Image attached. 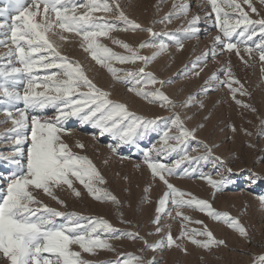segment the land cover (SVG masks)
I'll return each mask as SVG.
<instances>
[{
    "label": "rangeland",
    "instance_id": "obj_1",
    "mask_svg": "<svg viewBox=\"0 0 264 264\" xmlns=\"http://www.w3.org/2000/svg\"><path fill=\"white\" fill-rule=\"evenodd\" d=\"M74 2L86 6L89 0ZM102 2L109 3L113 11L94 12V19L116 25L118 28L126 27L124 22L118 19L116 6L119 5V11H122L128 20L139 24L143 29L151 28L156 35L139 30L113 31L108 37L99 38L98 43L117 55H130L113 42L121 41L137 49L139 55L148 57L157 52L158 48L141 49L140 44L147 42L158 45L163 42L168 45L167 49L145 68V72H150L157 80L164 81L163 86L159 83L147 86L143 82L136 84L135 80L125 75L129 71L138 72L144 67L142 61L135 64L111 61V66L118 70V78H114L105 67L92 59L89 51H85L84 41L80 36L57 29V35L50 33L49 38L55 43L61 56L78 62L88 79L98 89L109 93L108 99L126 105L127 110L135 116L155 123L148 126L147 130L144 126L137 125L130 133L128 143L121 140L122 132L114 136L110 132H102L100 128L93 127L91 123L81 122L77 117L67 119L63 125L67 131L60 133L62 141L69 146L73 154L87 157L92 162L105 181L104 184L96 183L95 187L101 189L102 193H110L118 203L94 199L75 177L70 179L73 188L81 193L79 197L67 186L54 189V194L63 201V205L40 190H33L34 195L43 204L57 211L76 213L90 219H102L118 230L117 235H137L136 239H109L112 250H98L95 255L84 253L74 245L73 250L81 251V258L89 264H116L117 261L122 264L129 256L140 257L142 264L152 261L155 264H254L255 257L264 255V205L258 199L264 196V62L260 60L259 49L255 47L261 40L259 30L257 29V35L246 43H237L241 38L235 35L232 37L231 42L237 43L239 48L238 56L235 49L229 52L222 44L216 43V36L226 38H223L216 25V14L208 0ZM5 3L6 0H0V7H4ZM217 3L230 17L239 15L238 11L226 6L225 0H217ZM235 3L248 13L249 19H264V3H261V0H251L259 15L253 13L244 0H235ZM25 4L32 11L36 10L33 0H25ZM182 5L189 7L186 15L180 11ZM40 11L43 13L42 5ZM86 11L87 7H78L76 14L82 15ZM170 14L171 19H165ZM50 15L54 19V13ZM197 16L200 19L195 27L199 31L189 37L185 30ZM0 23H4L3 17H0ZM7 23H11L10 18ZM5 32L6 28L0 29V39L5 40V44H10V33L6 36ZM61 34L66 37V41L59 39ZM170 35L179 39L183 47L179 48L175 40L169 39ZM246 47L253 49L251 54L245 51ZM8 51V47L0 46V67L10 66L9 59L16 67H20L15 57L6 55ZM55 71L58 70L37 67L33 75L42 79L45 74ZM213 76L216 79H212ZM39 82L38 79L36 83ZM229 84L232 89H237L235 93L229 88ZM24 87L25 85H19L17 90L23 94ZM129 88L143 89L145 92L160 91L173 103L163 107L158 100L150 103L137 96L134 91H129ZM34 91L42 92L44 89L39 87ZM80 91L87 92L88 89L81 88ZM241 92L246 94L241 95ZM0 100H4V97L0 96ZM236 101H240V104ZM23 108L22 102H17L10 109L7 104L0 103V155L4 157L0 159V188L5 190L7 178L15 169V165L8 163V158L16 147L11 139L15 133L10 131L14 125L6 111L10 110L12 117L19 119V111ZM27 114L29 136L33 115L50 120H54L58 115L53 107L30 109ZM177 116L184 128L194 132V137L181 141L167 139L165 142V133L167 137L179 136V129L172 123ZM128 123V120H124L119 127L126 131ZM29 143L30 141L25 143V149ZM77 143L83 144L84 147H77ZM148 163L163 164L172 169L173 175H168L167 172L163 175L177 190L191 194L185 196V200L195 197L207 201L213 211L226 213L237 220L247 230L248 236L241 237L223 221L214 220L198 209H177L171 196L163 211L157 213L159 201L170 190L158 175H153ZM185 170L188 175L184 174ZM253 174L259 177L256 184H251L249 180ZM209 178L214 182L229 178L233 182L217 191L208 183ZM177 211L190 217V221L177 216ZM57 222L61 223L63 220L58 218ZM205 228L212 232L216 240L225 241V245L204 250L190 243L187 237L181 238L184 231H203ZM169 234L179 247L166 246ZM101 238H107V234ZM195 238L201 241L206 239L204 236ZM182 240L187 242L186 246H182ZM162 241L165 243L164 247L152 250L147 246L158 245ZM0 264H10L2 253Z\"/></svg>",
    "mask_w": 264,
    "mask_h": 264
},
{
    "label": "snow or ice",
    "instance_id": "obj_2",
    "mask_svg": "<svg viewBox=\"0 0 264 264\" xmlns=\"http://www.w3.org/2000/svg\"><path fill=\"white\" fill-rule=\"evenodd\" d=\"M208 3L216 14L217 27L222 32L223 38H226L222 39L218 35L215 37L216 43L222 44L229 52L235 49L239 56L237 43H246L251 40L253 36L257 35L258 29L261 40L255 47L259 49V58L264 62V19H249L248 13L235 3V0H225L228 8L239 12V15L234 18L230 17L229 13L218 5L217 0H208ZM244 3L253 13L259 15L257 9L252 6L251 0H244ZM261 3H264V0H261ZM33 4L35 11L26 6L25 0H6L5 6L0 7V17L4 18V23H0V29L6 28L5 35L10 33L8 39L11 41L10 44H5V40L0 39V46L8 47L9 51L6 55L15 57L20 65V67H16L9 59L10 66L0 67V96L4 97L0 103L7 104L9 109L17 102H22L24 105V108L19 111V119L13 118L10 110L6 111V115L14 125L10 131L15 133L11 139L16 147L11 153V157L8 158V163L15 165V169L7 178L6 190L0 188V253L7 258L10 264H89L81 258V251L95 255L98 250H112L109 239H121L122 237L136 239L137 235L133 233L117 235L118 230L112 228L102 219H90L76 213H63L50 208L36 198L33 190H40L63 205V201L54 194V189L67 186L68 189H72L75 196L79 197L81 193L73 188V182L70 179V177H75L94 199L118 203L110 193H102L101 189L95 187L96 183L104 184L105 181L92 162L87 157L73 154L69 146L62 141L60 133L67 131L63 125L67 119L77 117L81 122L91 123L93 127L100 128L102 132H110L114 136L122 132L121 140L128 143L130 133L137 125H142L147 130V127L153 125L155 121H145L130 113L126 105L108 99L109 93L98 89L88 79L78 62L70 61L67 57L60 55L55 43L50 40L49 34L57 35L56 30L59 29L60 32H72L80 36L84 41L85 51H89L92 59L105 67L114 78H118V70L111 66V61L121 64H135L137 61H142L144 67H141L138 72L129 71L125 75L135 80L136 84L143 82L145 86L157 83L161 86L164 85V81L157 80L150 72H145V68L163 53L168 45L163 42L158 45L147 42L140 44L139 48L141 49L158 48L157 52L148 57L139 55L138 50L127 43L113 41L130 53L128 56L117 55L111 49L98 43L99 38L108 37L109 33L113 31L139 30L147 31L153 36L156 34L151 28L143 29L139 24L128 20L124 13L119 11V5L116 6V10L119 12L118 19L123 21L126 27L118 28L116 25L94 19L92 15L94 12L111 13L113 11L111 5L102 2V0H89L86 6L77 5L74 0H33ZM41 5L43 13L40 11ZM78 7H87L88 11L77 15ZM188 10V5L180 7V11L185 15ZM50 13H54V19ZM37 17L41 18L37 19ZM9 18L11 19L10 24L7 23ZM165 19L170 20L171 14ZM199 19L197 16L190 21L189 27L185 30L189 37L199 31L195 27ZM234 35L241 38L237 43L231 42ZM59 39L66 41V37L62 34L59 35ZM169 39L175 40L179 48L183 47L181 41L175 36L170 35ZM245 51L251 54L253 49L246 47ZM37 67L57 69L58 71L45 74L40 79L33 75ZM38 79L40 82L36 83ZM212 79H216V77L213 76ZM233 82L239 83L238 81ZM19 85H25L23 94L17 90ZM39 87H42L44 91H34ZM81 88H87L88 91L81 92ZM229 88L234 93L237 91V89L231 88V84H229ZM129 91H134L137 96L150 103L158 100L162 107L173 103L160 91L145 92L143 89L136 88H129ZM240 94L246 93L241 92ZM233 98L235 99V96ZM236 102L240 104V101ZM244 106L247 107V105ZM46 107L55 108L58 115L54 120L33 115L30 121L29 136L27 133L28 110H42ZM173 107H175L174 104ZM124 120L129 121L126 131L119 127ZM172 123L179 129V136L167 137V133H165V142L167 139L181 141L184 138L194 137V132L184 128L178 116ZM114 129L116 131H113ZM28 141L30 143L25 149V143ZM77 147L82 149L84 145L77 143ZM0 159H4V157L0 155ZM145 159L147 162V156ZM202 159H206V157H202ZM179 163L178 161L177 167H179ZM148 166L153 175H158L170 190L159 201L160 206L156 209L157 213L163 211L171 196L173 197L172 203L177 209L182 207L198 209L214 220L223 221L237 231L241 237L248 236L247 230L237 220L226 213L213 211L207 201L195 197L185 200L184 197L191 194L177 190L168 183L163 175L164 172L173 175L172 169L156 163H148ZM184 174L188 175V171L185 170ZM258 179L259 177L255 174L249 177L251 184H256ZM232 182L229 178H223L218 182L208 179V183L217 191ZM175 197H179V199H175ZM258 199L264 205V196H260ZM33 205H39V207H33ZM176 214L184 220L190 221V217L183 216L182 212L177 211ZM58 218L63 222L58 223ZM158 221L159 217L156 222L158 223ZM195 222L202 223V221ZM100 229L103 231L101 232ZM104 234H107V238L102 239ZM197 236H204L206 239L201 241L195 238ZM184 237H187L193 245L204 250L225 245V241L216 240L207 228L203 231H184L181 233V238ZM74 245L78 246L81 251H74ZM147 246L155 250L157 247H164L165 243L162 241L158 245ZM166 246L168 248L179 247L171 234L167 236ZM133 261L135 264H142L140 257L133 256L124 259L122 264H133ZM116 264H121V261H117ZM149 264H155V262L152 261ZM254 264H264V255L255 257Z\"/></svg>",
    "mask_w": 264,
    "mask_h": 264
},
{
    "label": "bare ground",
    "instance_id": "obj_3",
    "mask_svg": "<svg viewBox=\"0 0 264 264\" xmlns=\"http://www.w3.org/2000/svg\"><path fill=\"white\" fill-rule=\"evenodd\" d=\"M184 239H185V238H184ZM181 242H182L183 245H182L181 243H180V245H182V246H186L185 244H186L187 242H186L185 240H182Z\"/></svg>",
    "mask_w": 264,
    "mask_h": 264
}]
</instances>
